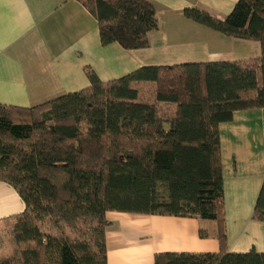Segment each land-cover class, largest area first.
Returning a JSON list of instances; mask_svg holds the SVG:
<instances>
[{
  "label": "trees",
  "instance_id": "16d2710c",
  "mask_svg": "<svg viewBox=\"0 0 264 264\" xmlns=\"http://www.w3.org/2000/svg\"><path fill=\"white\" fill-rule=\"evenodd\" d=\"M76 1L95 17L102 46L145 48L157 28L149 1ZM183 15L257 41L260 59L141 67L109 82L86 69L84 90L31 108L0 105V181L25 204L15 240L36 244L22 264H106V212L215 221L222 234L218 125L235 111L264 108V0H238L224 20L194 8ZM140 82L156 83L154 103L137 101L131 84ZM158 103L176 105L174 117L161 118ZM263 216L264 184L253 210L254 218ZM43 220L65 226L76 240L45 236L37 226ZM155 264H264V253H161Z\"/></svg>",
  "mask_w": 264,
  "mask_h": 264
},
{
  "label": "crops",
  "instance_id": "0c3cea01",
  "mask_svg": "<svg viewBox=\"0 0 264 264\" xmlns=\"http://www.w3.org/2000/svg\"><path fill=\"white\" fill-rule=\"evenodd\" d=\"M146 1L154 5L157 28L147 34L145 48L125 50L100 44L95 17L76 0H0V105L31 108L84 90L90 86L86 69L109 82L141 67L261 57L257 41L225 36L183 15L194 8L224 20L238 0ZM131 87L138 102H155V82ZM156 107L159 115L161 108L175 115L174 104ZM218 137L222 234L215 221L106 212V264H155L161 253H264V216L253 217L264 184V108L235 111L218 125ZM24 211L17 191L0 181V225Z\"/></svg>",
  "mask_w": 264,
  "mask_h": 264
},
{
  "label": "rangeland",
  "instance_id": "374dc122",
  "mask_svg": "<svg viewBox=\"0 0 264 264\" xmlns=\"http://www.w3.org/2000/svg\"><path fill=\"white\" fill-rule=\"evenodd\" d=\"M166 109H160V117L169 120L173 117V111ZM42 110L38 111L32 117L35 121H40L42 116ZM23 121H29L28 116H23L21 118ZM167 126H165L166 128ZM16 220L11 219L0 225V245H1V256L2 260H11L12 264H22V254L24 251L32 250L36 247L34 242L17 243L15 240L14 224ZM40 232L45 236H50L53 238H66L70 241L76 240V235L72 233L71 230L67 229L61 224H57L53 221L43 220L37 223ZM79 239V238H78Z\"/></svg>",
  "mask_w": 264,
  "mask_h": 264
}]
</instances>
